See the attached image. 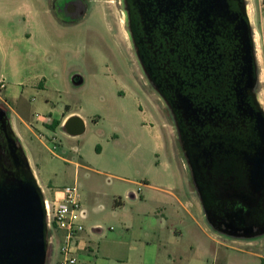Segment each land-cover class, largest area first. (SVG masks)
<instances>
[{
  "label": "rangeland",
  "instance_id": "obj_1",
  "mask_svg": "<svg viewBox=\"0 0 264 264\" xmlns=\"http://www.w3.org/2000/svg\"><path fill=\"white\" fill-rule=\"evenodd\" d=\"M66 2L0 0V5L8 6L10 11L6 14L14 17L17 27H22L19 23L24 21L25 10L29 6L43 11V6L47 7L50 3ZM87 2L88 16L79 26L64 31L60 28L55 31V27L50 26L49 38L43 32L37 36L42 50L47 47L60 71L66 77L71 74V79H62L60 92L51 88L42 94L32 91L28 95V101L32 103L31 113L44 114L34 109V105L43 102L52 108L64 109L67 106L89 121L85 133L78 137L70 136L63 127H58L54 134L57 150L52 139L44 137L41 138L45 142L34 140L33 146L20 143L33 172L37 174L45 198L52 203L55 192L76 184L79 193L88 202L111 197L112 194H123L126 187L116 177L129 178L140 184L172 181L170 172L165 169L168 164L173 170H182L187 175V183L189 179L193 181L172 114L157 93L146 85L139 68L123 0ZM246 3L259 72L256 92L264 102V0H246ZM79 9L82 14L84 6L81 4ZM10 20H1V24L6 25ZM52 42L56 46L51 45ZM3 60L0 49V83L9 78ZM75 77L81 78V83L78 80L74 82ZM0 107L10 114L13 129L22 131L12 111L17 108L16 104L5 99L2 87ZM42 133L47 134L46 131ZM76 162L81 163V167L77 168ZM87 168L100 169L104 173ZM140 187L134 186V192L147 195L149 191H142L143 186ZM126 208L128 213L136 211L131 202L126 203ZM201 225L209 234L216 236V246L229 264H263L261 259L250 253L264 254V235L251 239L228 237L215 231L207 218H202ZM188 229L187 226V238ZM205 244L209 248L215 246L210 240H206ZM52 249L53 245L49 244V253ZM59 260L60 243L55 242L54 253L46 264H57Z\"/></svg>",
  "mask_w": 264,
  "mask_h": 264
},
{
  "label": "water",
  "instance_id": "obj_2",
  "mask_svg": "<svg viewBox=\"0 0 264 264\" xmlns=\"http://www.w3.org/2000/svg\"><path fill=\"white\" fill-rule=\"evenodd\" d=\"M195 38L205 43L206 84L187 82V95L177 92V110L187 121L185 149L193 182L215 231L233 238L262 236L264 110L256 92L259 72L246 0H187V54L192 57ZM77 78L74 82L81 83ZM228 81L232 86H221ZM242 127L251 134L250 145L226 139ZM63 129L80 136L85 121L73 116ZM0 131V264H46L45 194L3 109ZM212 136L225 141L208 143ZM222 149H245L247 163L222 171L217 158Z\"/></svg>",
  "mask_w": 264,
  "mask_h": 264
},
{
  "label": "crops",
  "instance_id": "obj_3",
  "mask_svg": "<svg viewBox=\"0 0 264 264\" xmlns=\"http://www.w3.org/2000/svg\"><path fill=\"white\" fill-rule=\"evenodd\" d=\"M8 11V6L0 5V49L9 74L8 80L1 82L0 87L4 85L2 92L5 99L16 104L17 108L12 111L22 128V131L14 128L19 142L33 146L34 140L45 142L44 138L55 137L57 128L63 127L69 118L82 116L67 106L64 109L52 108L39 102L34 109L42 111L44 114L41 116L48 114L54 120L52 125H46L38 120V112L31 113L32 103L28 101L32 91L42 94L51 88L60 92L62 79H71V74L66 77L60 71L47 47L42 50L40 43H37V36L42 32L47 38L50 37V26L55 27V31L58 28L63 31L67 29L59 25L46 6H43V11L39 7L29 6L25 10L24 21H19L22 27L16 26L14 17L6 14ZM5 19L12 20L7 21L6 25L1 24V20ZM51 45L56 46L54 42ZM259 95L258 101L264 110V102ZM82 117L88 127L89 121ZM55 123L59 126L53 130ZM75 165L81 167V163L76 162ZM87 169L104 173L100 169ZM165 169L170 172L172 181L140 184L129 178L116 177L126 187L123 194H112L111 197L89 202L80 194L82 207L87 213L83 220L85 231L80 239V264H229L216 246V236L209 234L201 225L206 215L193 181L189 179L187 183V175L182 170H173L169 164ZM34 174L37 178L36 172ZM134 186H143L142 191L149 192L147 195L137 194ZM54 194L56 196V192ZM128 202L135 205L136 211L128 213ZM206 240L215 243V246L209 248ZM53 253L54 246L50 253L48 251V259ZM250 255L261 259L264 264L263 253Z\"/></svg>",
  "mask_w": 264,
  "mask_h": 264
},
{
  "label": "flooded vegetation",
  "instance_id": "obj_4",
  "mask_svg": "<svg viewBox=\"0 0 264 264\" xmlns=\"http://www.w3.org/2000/svg\"><path fill=\"white\" fill-rule=\"evenodd\" d=\"M66 1L65 4L50 3L47 8L57 18L59 25L69 30L79 26L87 18L89 4L87 0ZM81 4L84 6L82 14L79 9ZM123 4L139 68L146 85L157 93L170 110L187 161V121L177 110V92L187 95V82L193 86L200 83V87L206 84L205 43L195 38L194 55L192 57L187 54V0H123ZM221 86H232V82L228 81ZM0 109L5 110L1 107ZM220 138L219 136L214 139L212 136L207 142L225 141ZM226 139L233 144L242 142L245 146L250 145L251 134L247 128L242 127L238 132L226 136ZM217 154L218 165L222 171L234 170L247 163L245 149L234 152L222 149Z\"/></svg>",
  "mask_w": 264,
  "mask_h": 264
},
{
  "label": "built area",
  "instance_id": "obj_5",
  "mask_svg": "<svg viewBox=\"0 0 264 264\" xmlns=\"http://www.w3.org/2000/svg\"><path fill=\"white\" fill-rule=\"evenodd\" d=\"M1 87H4L2 85ZM43 124L52 125L54 120L49 116L38 115ZM54 149L57 150L56 138H52ZM60 193V196L57 194ZM47 224L49 230V244L60 243V260L58 264H80V239L85 231L83 220L87 213L80 201L77 184L56 192L51 203L45 198Z\"/></svg>",
  "mask_w": 264,
  "mask_h": 264
},
{
  "label": "trees",
  "instance_id": "obj_6",
  "mask_svg": "<svg viewBox=\"0 0 264 264\" xmlns=\"http://www.w3.org/2000/svg\"><path fill=\"white\" fill-rule=\"evenodd\" d=\"M58 126H59V124L58 123H55L54 126L52 127V129L55 130Z\"/></svg>",
  "mask_w": 264,
  "mask_h": 264
}]
</instances>
